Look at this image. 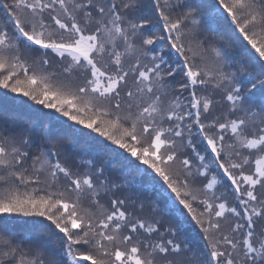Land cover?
<instances>
[{"label": "snow or ice", "instance_id": "snow-or-ice-1", "mask_svg": "<svg viewBox=\"0 0 264 264\" xmlns=\"http://www.w3.org/2000/svg\"><path fill=\"white\" fill-rule=\"evenodd\" d=\"M0 8V89L45 133L0 123V218H42L57 241L26 247L0 219V264H264V0H215V17L190 0ZM81 139L91 158L67 151Z\"/></svg>", "mask_w": 264, "mask_h": 264}, {"label": "trees", "instance_id": "trees-1", "mask_svg": "<svg viewBox=\"0 0 264 264\" xmlns=\"http://www.w3.org/2000/svg\"><path fill=\"white\" fill-rule=\"evenodd\" d=\"M190 2L199 4L200 11L205 16H207L208 14H211L212 16L216 15L214 11L215 0H190ZM177 11H179V9H177ZM216 28L217 33H210L209 37H216L217 34L219 36H224V25L217 24ZM173 59H177V57L173 55ZM5 91L6 90L0 89V123H7L15 127L19 126V128H34V133L40 132L42 134H45L43 131L44 125L42 123L40 114L30 104L22 103L20 100L13 99V94L6 95ZM49 131L51 135H56L61 132V129L57 128L56 126H49ZM193 131L195 132V129ZM82 141L83 139L79 141H74L73 143H71L70 147H68L67 151L73 150L74 145L76 148L81 145L86 146L82 143ZM196 142L198 144V150L202 151L204 148L203 142L200 141L199 138H197ZM88 150L93 154L97 151V146L92 144ZM104 155H108L105 160L108 164H110L111 168L114 167L113 169H120L124 164V161L121 157L114 156L111 153L107 152H105ZM85 158L87 157L85 156ZM216 170L219 171V169ZM139 185L142 191L144 192V195L150 198L152 196V184L150 182V177H143L139 181ZM226 188L228 198L229 200H231L230 193L233 190L227 186V182L221 184L218 187L217 194H219L220 192H224ZM160 208L163 210L161 216L166 222H170L173 224L177 222V217L179 215L178 212L170 211L169 209L165 208L163 204L160 205ZM0 219L10 220V222L6 225V228L9 232L16 234L17 236H24V234L27 233L28 236L31 237L28 244L42 242L43 244H48L51 248L57 247V241L54 238H50L48 236L46 229H44L38 224L33 223L34 219L39 220L42 218H30L19 216L16 219H10L8 217H2ZM179 219L185 229V237L187 238L189 243L193 247H203L204 241L201 239V236L199 234V228L195 225V222L191 220L190 216L185 214L184 217H180Z\"/></svg>", "mask_w": 264, "mask_h": 264}, {"label": "rangeland", "instance_id": "rangeland-1", "mask_svg": "<svg viewBox=\"0 0 264 264\" xmlns=\"http://www.w3.org/2000/svg\"><path fill=\"white\" fill-rule=\"evenodd\" d=\"M0 17H6V13H4V11H2V13H0ZM213 17H215V16H213ZM0 22H2V21H0ZM217 26V25H216ZM204 35L205 36H210V33L209 32H204ZM213 36V35H212ZM214 37V36H213ZM19 127V126H18ZM40 133V132H39ZM38 132H35L34 134H35V137H36V139L39 141V143L40 144H43L44 143V141L42 140V139H40V137L42 136V135H44V134H42V133H40L39 134ZM57 135V134H56ZM82 143L83 144H85L86 146H84V145H81V146H78V148H76L75 147V145L73 146V150H69V152H71V153H73L74 155H80L81 153H83L84 154V158H85V156L87 157V158H85V159H88V158H91V155H92V153L88 150L89 149V147L92 145L91 143H88V142H85L84 140L82 141ZM201 143V142H200ZM71 145V144H70ZM70 145H68V147H70ZM89 146V147H88ZM88 148V149H87ZM68 149V148H67ZM190 151V150H189ZM108 156V155H107ZM107 156H105L104 155V157H105V159L107 158ZM120 159V158H119ZM113 166H115V165H113ZM116 167H118V166H116ZM114 167H112V169H113ZM187 239V238H186ZM36 244H43L42 242H37V243H29V244H27L26 245V247H31V246H34V245H36ZM45 244V243H44ZM47 246L49 247V248H51L48 244H47Z\"/></svg>", "mask_w": 264, "mask_h": 264}]
</instances>
